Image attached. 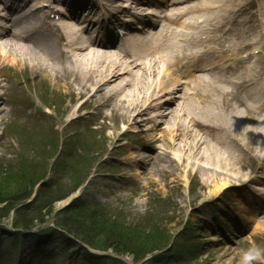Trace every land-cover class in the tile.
Wrapping results in <instances>:
<instances>
[{
	"label": "rangeland",
	"instance_id": "1",
	"mask_svg": "<svg viewBox=\"0 0 264 264\" xmlns=\"http://www.w3.org/2000/svg\"><path fill=\"white\" fill-rule=\"evenodd\" d=\"M3 60L0 58V66H5L0 73L4 79L2 82L4 85L8 84V89L13 92L3 93L4 88L3 91L0 88L2 92V94L0 92V97L2 96L0 101L6 109V112L0 113V165L3 169L0 172H6L1 175L2 177L17 169L36 171L38 177L44 174L46 175L45 182H50L57 187L54 190L61 189L62 194L67 195L65 199L54 202V208L57 211L71 204L73 200L81 202L87 200L92 205L91 210L99 211L102 208L100 213L112 223L123 225L131 232L146 227L144 230H148L146 232L149 235L154 228H157L158 231L163 232L164 241L172 233L174 241L187 238L186 230L180 232L186 222L199 225L197 226L198 237L194 242L199 246L197 256L200 258L198 261L193 259L185 262L187 264H244V253L251 249L261 251L260 257L253 259L251 264H264V218L262 219L263 229H260L258 227L260 224L256 222L248 234L244 233L242 237H238L239 229L252 221L251 215L242 204V198L250 196L249 191L237 187L225 195L227 191L224 189L217 191L219 196L212 201L214 204H219L226 212V214L221 213V216H226L225 223L231 221L237 230L235 233L226 225L225 229L230 232L226 236L230 239L228 240L230 244H227V241L220 236L219 230L212 228L211 224L206 221L208 216L215 220L216 213L210 209L214 204L210 205V200L215 198L214 184L216 182L221 184L223 177L214 179L212 169L215 164L210 161L201 163L202 165L196 169V164H199L198 160L184 158V156L189 157L185 146V142L189 139H176L174 144L171 142L169 132L164 133L163 140L165 141L158 144L161 148L159 152L157 151L156 157L149 151L145 152L143 144L148 139L160 137L161 133H155L148 125H141L142 128L134 127L135 130H139L137 133L123 134L122 124L126 119L124 106L118 111H113V114L105 119L100 116L99 110L89 115L87 113L82 115L80 114L83 111L81 109L80 117L74 120L73 117L77 115L76 109L82 101L76 100L75 97L79 88L65 87L64 74L68 75L67 70L55 74L54 71L44 66L37 69L36 65L33 66L31 62L18 60L10 64ZM27 75L30 81L34 80L37 86H41L42 92H46L47 97H58L63 104L71 98L72 100L68 105L66 104L67 106L59 103L56 107L58 115L52 118L40 113H32L29 110L27 113L30 115L32 113L31 117L43 116L47 121L41 125L32 122V124H26L27 129L20 130L17 118L23 120L20 113L24 108L17 104L13 106L11 103L14 99L16 103L18 101L15 92H18L19 88L16 83L20 82V85L24 86ZM7 77H11L10 82L6 79ZM71 90L74 94L69 97ZM88 104L93 105L90 101ZM258 120L264 125V120L260 118ZM52 125L59 131L60 148L65 140L66 144L70 145L68 149L65 147L56 152L57 136L56 131L52 129L55 138L50 131ZM191 138L193 139V136ZM172 148V155L176 156L173 160L176 161H171L165 155H161ZM164 153L171 155L168 152ZM139 154L145 157V163L148 165L146 171L144 170L146 164H139V169L131 166L135 163L133 155ZM51 155L53 158L49 160ZM80 155L75 168L70 171L71 158L75 159ZM179 158H182V165L179 163ZM48 161L49 169L47 168ZM251 164L253 166V163L249 161L248 165L242 168L239 176L234 178L235 173L231 171L227 177L231 175L232 181L243 179L249 172ZM181 167L186 169L182 168V171ZM204 170L207 180H205ZM86 175H89L90 182L80 189L79 186ZM37 188L34 189L33 195L37 192ZM223 195L230 197V201L224 200ZM93 199H98L110 207L103 206L100 202H93ZM54 216L51 219L47 217V220H56ZM149 216L152 219L150 222L147 219ZM9 220L13 222V215H10ZM39 223L41 222L37 224ZM190 223L186 225H191ZM45 226H48V222L36 228ZM160 253L161 251L157 252L161 255ZM129 256L134 258L133 255ZM7 260H9L8 254L5 261ZM64 261L65 259L61 258L56 263L64 264Z\"/></svg>",
	"mask_w": 264,
	"mask_h": 264
},
{
	"label": "bare ground",
	"instance_id": "2",
	"mask_svg": "<svg viewBox=\"0 0 264 264\" xmlns=\"http://www.w3.org/2000/svg\"><path fill=\"white\" fill-rule=\"evenodd\" d=\"M225 1L230 2L231 0ZM209 4L210 2L208 0H203L198 1L197 6H199L202 10H206L208 9ZM235 5L236 4L232 2L229 4L230 7H234ZM197 6L190 4L186 7L190 13L194 7L195 15ZM186 7L181 10H184ZM220 9H224V7L221 6ZM224 11H227V8H225ZM224 11L220 12L216 16L217 20L224 18ZM176 16L177 14L175 13L170 14L171 20L175 23H177ZM185 16L187 20L183 22L186 27L194 28L192 15L188 14ZM253 16L256 19H259V15L253 14ZM263 22L264 17L261 16L259 23L262 24ZM209 23H211L210 18H207L204 19L200 26L203 27L205 24ZM61 26L64 32L69 35L77 29L75 23L61 22ZM250 29L251 28L248 30ZM236 31H238V29L234 30L233 35L236 34ZM17 40H19V36L14 35L11 42H6L4 44L0 43L1 58L8 60L11 63H16L18 60L31 62L33 65H36L37 69L44 66L50 70L54 69L56 72H59L58 67L55 66V63H53L54 59L58 57L60 52L58 36L52 34L51 32H47V35L42 38L39 43H37V48L35 44L29 46L18 42ZM142 43L144 48H142L138 54H143L142 58L133 59L141 61V68H143L144 60L146 58L150 56L156 57L161 52V50H159L156 53H153L151 51V46L148 44V39H143ZM179 47L180 45L178 42L172 41L165 50V54L161 58L156 59V64H158L157 62H159L160 59L163 61L162 71H157V69L154 70L152 69L154 66H149V63L147 64V69L150 70L151 73H155L150 75L149 78H141L139 70L135 71L131 75L124 74L129 73L131 71V67L135 66L137 62H133L132 60L129 61L124 56H116L114 54L101 51H90L85 53L83 56L80 55L81 52H79V54L75 53L73 55L74 57L69 60V62L64 64L70 68L68 71H71V75L67 81L69 84L77 82L82 89L81 94L89 93L92 99L105 100L104 103L109 100H113L109 104L114 105L115 110L117 111L119 108L124 106V109L126 110V118L129 119L131 125L145 124L148 118H155V116L152 115L155 110L152 100L157 94L167 88L168 85L165 84V79L166 77H171L174 73L171 68L172 65L168 66V62L174 56L173 53L175 48ZM78 50L80 51L81 48L77 47L76 52ZM79 55L80 57H78ZM149 61L153 60L150 58ZM253 76L256 78L257 74L254 73ZM153 77H156L155 80H152ZM172 79H174V77H172ZM173 81L176 83V78ZM173 81H170L168 84ZM179 83L180 82L178 81V85ZM141 85H143L142 88ZM257 89L261 93L264 91V85L258 82ZM261 97L262 96H254L252 101L249 103L242 99L238 100L239 105H245L247 107L246 115H244L243 112L239 113L241 117L246 116V120H244V122L238 121V114L231 106L230 101L223 97L224 100L221 103L218 99L215 102L216 105L214 107L216 110L211 113L209 111L205 115L210 121L208 127L213 129V133H202L195 130L194 132H196V134L188 133L192 132V126H201L197 119L200 117V113H197V109L194 104H191V101L188 109L180 107V111L184 112L183 114L179 112L178 108L169 110L170 107H168L167 104L162 106L167 113L177 112V118L168 120L171 127L175 125V127L169 132L171 142L175 144L176 139H189V141L186 140L187 142H185L186 149L189 152V157L186 158V156H184V158L188 160L197 158L200 161H206L205 159H207L212 164L218 165L224 170L222 173L213 174L214 179L223 177L221 184L219 182L214 184V193L222 189V187L228 183L243 181L246 176L243 179L232 181V179H230L232 176L230 175L227 177L226 173L232 171L235 173L234 178L239 176L242 172L241 170L248 165V156L252 155V152H254L256 148H259L262 152H264V125L259 122L257 118H254L256 116L253 117L254 119L251 118V111H256V107L262 103ZM148 101L151 102L148 103ZM3 111V108H0V113ZM164 129L167 132L169 130L167 128ZM191 136H193V139ZM256 157H260V154L257 153ZM187 165H189V163ZM221 174L225 176H222ZM204 176L205 180H207L208 178L205 174V170ZM260 183L264 184V181H261ZM259 224L260 225L258 227L263 229L262 226L264 223L262 224V222H260Z\"/></svg>",
	"mask_w": 264,
	"mask_h": 264
},
{
	"label": "trees",
	"instance_id": "3",
	"mask_svg": "<svg viewBox=\"0 0 264 264\" xmlns=\"http://www.w3.org/2000/svg\"><path fill=\"white\" fill-rule=\"evenodd\" d=\"M5 173L0 172V220L14 210L16 225L29 227L36 221L44 222L53 213L55 200L66 196L61 189L45 191L41 187L34 201L26 203L42 177H38L36 171L23 169L10 171L2 177ZM56 215L58 223L85 241L94 246L113 248L118 253L132 254L137 261L164 246L163 232L159 229L154 228L150 235L146 232L148 230H144L146 227L131 232L123 225L106 219L100 211L70 206Z\"/></svg>",
	"mask_w": 264,
	"mask_h": 264
},
{
	"label": "clouds",
	"instance_id": "4",
	"mask_svg": "<svg viewBox=\"0 0 264 264\" xmlns=\"http://www.w3.org/2000/svg\"><path fill=\"white\" fill-rule=\"evenodd\" d=\"M261 255L259 249H251L244 253V264H251L253 259H258Z\"/></svg>",
	"mask_w": 264,
	"mask_h": 264
}]
</instances>
